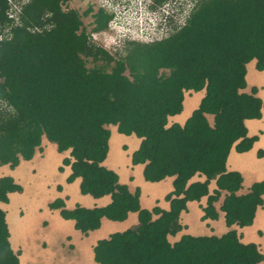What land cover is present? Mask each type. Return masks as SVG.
Returning <instances> with one entry per match:
<instances>
[{"label":"trees","instance_id":"16d2710c","mask_svg":"<svg viewBox=\"0 0 264 264\" xmlns=\"http://www.w3.org/2000/svg\"><path fill=\"white\" fill-rule=\"evenodd\" d=\"M69 1L29 0L16 23L8 0H0V166L15 169L32 160L46 138L59 152L71 151L68 183L81 178L83 195L111 196L104 208L69 210L57 199L50 209L85 235L98 230L103 218L122 222L138 212V225L98 241V264H260L264 254L243 243L236 230L221 237L186 235L175 244L168 237L182 230L190 201L209 196L204 218L216 220L214 205L226 191L228 227L252 225L264 204V181L239 195L243 176L226 167L233 148L247 152L259 139L249 137L246 121L262 119L264 101L257 89L244 90L247 64L256 60L264 70V0H195L172 35L131 44L121 59L90 40ZM95 17L94 30L101 31L112 16L99 10ZM202 90L205 96L186 123L168 126L182 113L185 93ZM110 126L142 139L132 163L145 164L146 181L175 177L168 211L143 209L140 192H131L104 165ZM196 175L206 180L190 184ZM212 181L218 189L210 195ZM22 190L12 176L1 178L0 202L8 204L10 194ZM9 239L0 209V264H21Z\"/></svg>","mask_w":264,"mask_h":264},{"label":"crops","instance_id":"0c3cea01","mask_svg":"<svg viewBox=\"0 0 264 264\" xmlns=\"http://www.w3.org/2000/svg\"><path fill=\"white\" fill-rule=\"evenodd\" d=\"M246 78L248 84L244 92L252 94L253 89H257V96L264 101V70L257 69L256 60L248 63ZM195 95H202L200 101L185 118H180L185 110L186 98H192ZM204 96L205 90L185 93L182 113L170 117L168 126L176 123L184 125L199 107ZM208 119L213 123V116L209 115ZM246 125L249 137L259 136L258 141L247 152L240 153L233 148L226 164L228 172H239L243 176L244 181L239 195L247 194L254 183L264 181V114L262 119L247 120ZM109 129L111 130L109 153L104 165L116 172L120 183L128 186L131 192H140V203L143 209L153 211L159 208L168 211L171 207L168 196L173 195L175 177H167L159 182L146 181L145 164L134 165L132 163V156L140 148L142 139L134 134L129 136L121 134L116 126H110ZM54 145L47 139L43 140L42 150L37 151L35 155L36 172L34 173H32V166L26 161H22L18 167L23 173L12 170L9 165L0 166V178L12 175L16 183L23 187V192L10 194L8 204L0 202V209L6 213L11 247L15 253L20 254L21 264H98L94 254L98 241L138 225L139 214L138 212L130 213L128 218L122 222L103 218L98 230L85 235L76 229L75 221L62 218L60 210L50 209L49 205L57 199H62L69 210L77 206L87 209L104 208L111 203V196L94 198L91 195H83L80 191L81 178L68 183L67 179L72 174L70 166L74 159L70 150L61 153ZM65 161L69 163L66 164ZM205 180L204 175H196L190 184ZM217 189L216 181H212L210 195H213ZM29 190H31L30 195L27 193ZM226 194V191H221V196L214 205L218 212L216 220L204 218L203 209L208 205L209 196L203 197L200 201H190L188 209L181 214L182 230L176 235H170L169 242L175 244L186 235L221 237L231 230H236L243 243L255 244L264 254V204L258 208L252 225L228 227L225 212L222 210ZM13 198L22 203V208L18 214L11 206L12 216L26 223L16 245L13 243L16 229L11 228L7 217V209L12 204ZM24 209L31 213L29 221L24 220L26 214H21ZM158 217L154 215L153 218L155 220ZM26 248L27 256L23 262L21 255L24 254ZM260 264H264V260Z\"/></svg>","mask_w":264,"mask_h":264},{"label":"rangeland","instance_id":"374dc122","mask_svg":"<svg viewBox=\"0 0 264 264\" xmlns=\"http://www.w3.org/2000/svg\"><path fill=\"white\" fill-rule=\"evenodd\" d=\"M8 2L11 6L12 13L16 15L23 0H8ZM195 4V0H167L160 4L156 3L155 0H120L119 3L113 0L69 1L71 9L78 10L77 12L82 16V29L88 33L90 40L98 46L105 48L115 59L123 58L132 50V45L134 44L163 40L172 35L175 28H180L185 24L187 18L194 10ZM90 7L92 11L88 15H85ZM102 7L107 10L106 13L110 15L112 13V17L105 29L96 31L94 30L96 27L95 15ZM15 22L19 23L17 19H15ZM127 72H129V69ZM199 101L200 95L186 98L185 117L196 107ZM2 105L8 108L6 103ZM180 118H182V115ZM54 146L57 147L56 144ZM31 166L32 173L36 172L34 163ZM12 170L23 173L20 168ZM27 193L30 195L31 190ZM11 206L15 212L20 214L22 203L13 198L12 204L7 209V217L11 228L14 227L16 229L13 238V243L16 245L17 239L22 236V231L26 223L12 216ZM26 212V209H24L21 214H26L24 220L29 221L31 213L30 211ZM26 256L27 248L24 254L21 255L23 262H25Z\"/></svg>","mask_w":264,"mask_h":264},{"label":"clouds","instance_id":"9594fccd","mask_svg":"<svg viewBox=\"0 0 264 264\" xmlns=\"http://www.w3.org/2000/svg\"><path fill=\"white\" fill-rule=\"evenodd\" d=\"M29 0H23V2H21L22 3V5L19 7V10H18V13L20 12V9H21V7L25 4V3H27ZM113 1H116V2H118L119 3V1L120 0H113ZM115 8V7H114ZM100 10H104V12H106L107 10L106 9H104V7H102ZM18 13L16 14V15H14V14H12V19H17V21L19 22V17H18ZM108 14V13H107ZM110 15V14H109ZM111 16H112V13H111ZM168 38V37H167ZM166 39V38H165ZM164 40V39H163ZM158 41H161V40H158ZM155 42V41H154ZM139 43H142V42H139ZM149 43H152V42H149ZM149 43H142V44H149ZM248 65V64H247ZM126 74L128 75V76H130V73L129 72H126ZM246 80H247V78H246ZM248 84V83H247ZM44 139H46V138H44ZM43 139V140H44ZM51 143V142H50ZM54 144V143H53ZM39 150H42V146H41V149H38V151ZM37 153V152H36ZM40 153H42V152H40ZM36 155V154H35ZM35 157L36 156H34V158L32 159V160H30V161H26V162H28L30 165L32 164V163H34V160H35ZM23 161H25V160H23ZM22 162V161H21ZM21 165V163L19 164V166ZM5 166H8V165H5ZM18 166V167H19ZM1 167H3V166H1ZM18 167H16V168H18ZM71 167V166H70ZM11 168V167H10ZM15 168V169H16ZM12 169V168H11ZM72 170V169H71ZM70 177V176H69ZM3 178V177H2ZM1 179V178H0ZM67 181H68V179H67ZM16 182V181H15ZM18 184V183H17ZM20 185V184H19ZM21 186V185H20ZM22 187V186H21ZM23 188V187H22ZM59 189H61V187H59ZM22 192H23V190H22ZM53 203V202H52Z\"/></svg>","mask_w":264,"mask_h":264},{"label":"bare ground","instance_id":"6f19581e","mask_svg":"<svg viewBox=\"0 0 264 264\" xmlns=\"http://www.w3.org/2000/svg\"><path fill=\"white\" fill-rule=\"evenodd\" d=\"M201 97H202V95H200V99H201ZM185 110H184V112H183V114H182V118H185ZM181 117V116H180Z\"/></svg>","mask_w":264,"mask_h":264}]
</instances>
